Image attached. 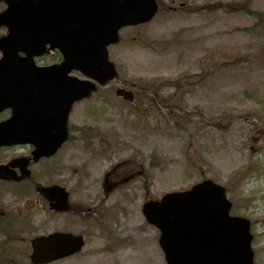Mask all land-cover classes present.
Returning a JSON list of instances; mask_svg holds the SVG:
<instances>
[{"label":"rangeland","instance_id":"1","mask_svg":"<svg viewBox=\"0 0 264 264\" xmlns=\"http://www.w3.org/2000/svg\"><path fill=\"white\" fill-rule=\"evenodd\" d=\"M158 2L151 21L125 27L109 47L118 78L72 108L66 163L52 179L79 209L32 227L83 233L86 243L50 264H166L142 203L203 178L226 187L233 213L253 221L264 264V32L246 31L255 20L246 10L264 11V0ZM153 78L165 81L131 86ZM116 86L133 88L135 102L116 97ZM165 96L176 98L172 107L161 105ZM129 170L139 174L105 192L106 172L112 181ZM10 246L30 250L22 239Z\"/></svg>","mask_w":264,"mask_h":264},{"label":"water","instance_id":"2","mask_svg":"<svg viewBox=\"0 0 264 264\" xmlns=\"http://www.w3.org/2000/svg\"><path fill=\"white\" fill-rule=\"evenodd\" d=\"M7 8L0 12V25L9 27L7 39H0L4 57L16 56L19 50L30 57L40 53L45 43L57 47L64 61L57 66L30 71L22 79L21 103L29 107L35 98L47 100L50 114L60 117V124L49 126L53 138L66 135V117L74 99L88 95L94 86L88 81L68 77L71 69L104 83L115 76L108 62L106 46L118 41L117 31L124 25L151 19L157 10L155 0H4ZM116 93L131 100L132 94L122 88ZM29 113V112H27ZM48 115V114H47ZM34 129V128H33ZM30 125L21 126V138L32 136ZM56 210L67 209V194L56 189ZM230 204L223 188L210 180L190 191L165 195L161 202H149L143 212L156 224L159 243L169 264H253L249 247V221L229 217ZM81 236L52 233L32 241L34 263H43L68 255L80 248Z\"/></svg>","mask_w":264,"mask_h":264},{"label":"flooded vegetation","instance_id":"3","mask_svg":"<svg viewBox=\"0 0 264 264\" xmlns=\"http://www.w3.org/2000/svg\"><path fill=\"white\" fill-rule=\"evenodd\" d=\"M33 61L37 66H46L59 63L61 58L57 51L47 50ZM11 116L10 104L0 107V123ZM33 150L29 143H17L9 137L0 140V264L6 261L5 255L14 253L12 242L22 239L29 248L30 239L36 235L32 224L46 217L48 211L47 201L37 188L52 185L53 174L61 170L54 162L62 149L38 158Z\"/></svg>","mask_w":264,"mask_h":264},{"label":"trees","instance_id":"4","mask_svg":"<svg viewBox=\"0 0 264 264\" xmlns=\"http://www.w3.org/2000/svg\"><path fill=\"white\" fill-rule=\"evenodd\" d=\"M256 16H257V21L258 22H260V23H262V29H264V12H258L257 14H256ZM157 84V83H156ZM155 84L154 83H146L145 84V86H147L146 87V89H150L151 88V86H154ZM155 87V86H154ZM153 92L154 93H157V89H155V90H153Z\"/></svg>","mask_w":264,"mask_h":264}]
</instances>
